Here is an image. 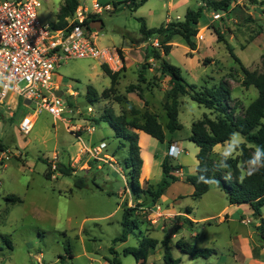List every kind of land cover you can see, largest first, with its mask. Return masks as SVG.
Listing matches in <instances>:
<instances>
[{
    "label": "rangeland",
    "instance_id": "1",
    "mask_svg": "<svg viewBox=\"0 0 264 264\" xmlns=\"http://www.w3.org/2000/svg\"><path fill=\"white\" fill-rule=\"evenodd\" d=\"M78 1L91 10L93 0ZM96 1L105 5L123 0ZM62 4L63 0H44L37 11L39 20L44 24L55 23ZM198 8L202 13L198 24L193 26L197 31L191 38L193 48L180 36H173L166 43L170 52L165 61L177 67L196 92L210 90L213 95L223 96L222 103L234 116H241L257 97L253 86H244L247 79L226 46L249 72L263 74L264 0H232L226 12H217L218 19L213 18L206 0H148L134 12L126 4L110 12L103 11L90 27L91 33H98L95 40L98 47L115 48L123 58V62L119 58L120 66L107 65L112 72L119 73L114 93L102 96L109 89L110 80L101 65L90 59H76L61 63L55 70L65 108L60 119L43 112L30 133L22 135L15 116L18 111L20 117L31 113V108L21 100L9 98L0 104V264H111L114 258L120 264H137L123 250L138 247L144 236L159 243L167 241L171 257L179 259V264H252L250 259L264 264V245L255 230L259 221L252 216L249 206L229 205L226 195L214 185L202 197L193 198L192 187L184 183L186 176L194 174L197 164L198 148L188 141L192 124L205 116L216 119V111L192 101L189 94L179 97L181 129L171 135L166 133L183 150L170 163L179 164L186 176L179 177L182 182L171 184L161 201L155 203L145 191L162 178L158 161L167 154V142L159 143L139 133L145 169L140 171L139 183L133 184L124 166L125 149L117 148L113 131L106 123L97 124L104 111L123 113L128 119L133 118L132 111L139 113V119L141 113L149 111L165 126L163 105L169 101L170 80L160 74L155 59L146 57L151 49L164 57L162 45L155 36L150 39L141 36L137 19H144L147 28L166 27L183 22L187 10ZM87 87H93L99 95L94 104L87 100ZM242 141L240 134H234L228 145L216 146L210 157L216 163L238 159L242 145L252 150ZM102 142L105 148L96 153L93 149ZM58 164L70 167L72 174H59ZM244 167L249 170V166ZM76 180H81L84 186L77 188ZM7 195H15L22 202L8 203L4 200ZM124 208H138L140 223L126 242L113 243L121 234ZM186 208L190 209L189 216L199 223L183 221ZM225 216L228 220L220 221ZM177 241L215 253L192 259L175 247ZM163 252L158 244L144 264H165Z\"/></svg>",
    "mask_w": 264,
    "mask_h": 264
},
{
    "label": "trees",
    "instance_id": "2",
    "mask_svg": "<svg viewBox=\"0 0 264 264\" xmlns=\"http://www.w3.org/2000/svg\"><path fill=\"white\" fill-rule=\"evenodd\" d=\"M148 0H123L111 2L114 8H118L121 4H126V7L131 11H136L143 6ZM232 0H221L218 2L206 0L207 6L211 7L215 12H226ZM78 0H63V4L59 8L56 15V22L51 25L53 30H62L67 26L66 19L71 17L79 5ZM107 4V3H106ZM202 9L196 11L187 10L183 22L172 23L166 27L147 28L144 19L139 18V32L141 36L150 39L155 36L160 39L162 45V54L153 49L146 57L155 59L159 66L161 75L168 77L171 84L169 101L163 105V110L166 116V123L163 126L158 117L149 111H144L140 114V119L137 117V111H132V119H128L125 114H115L113 111H104L97 124L106 123L113 131L112 138L117 142V148L125 149L126 157L124 166L129 171V176L133 184L139 183L140 171L142 168V159L140 156V147L138 145V132H143L159 143L165 141V130L169 133H174L181 129L178 121V99L180 96L190 95L192 101L204 106L210 111L217 112L216 119L203 117L202 120L194 122L191 127V135L188 141L193 143L198 148V153L195 158L197 166L195 173L188 175L184 179V183L193 188L192 197L200 198L206 194L210 187L214 185L220 189L227 198L228 204L233 206L248 205L252 211V216L259 221L255 230L259 241L264 245V219L262 218V208L264 207V167H260L251 175L244 166H250L249 160L257 149L264 153V72L262 75H256L244 68L239 59L233 54L232 49L226 46L230 57L240 65L241 71L247 81L244 86H253L257 91V97L247 106L241 116H234V112H228L226 103L222 101L224 97L221 95H213L212 91L205 90L204 92H196L195 87L188 85L182 78L180 70L165 61V57L170 52V47L166 45L173 36H180L189 48H193L191 38L196 35V30L193 26L198 24L201 18ZM96 15L90 16L85 25L95 22ZM215 34L219 41L222 37L218 31ZM121 61L122 56L119 54ZM104 74L110 80V86L107 91L102 92V96H107L108 93H114L118 85V72H112L106 65H101ZM142 73H139L141 78ZM132 87L129 88V90ZM132 90V89H131ZM227 95L229 92L225 90ZM86 97L90 104L98 101L99 95L93 87H87ZM15 115V114H14ZM234 134H240L245 144L249 145L252 150L247 149L244 145L241 148V155L238 159H224L220 163H216L211 157L213 149L218 145L228 143ZM259 164H264V156L261 157ZM162 178L155 184L148 186L145 191L151 197V201L155 203L160 199L170 187L171 184L179 181V178L174 175V172L180 170L181 167L173 166L170 159L166 157L161 165ZM50 165L46 173V178H50ZM57 171L63 176H70L72 169L63 164H58ZM245 171L243 174L242 172ZM244 177L241 179V177ZM75 186L82 188L84 183L81 180H76ZM137 192L138 190H133ZM4 200L8 203H21L22 200L15 195H7ZM139 206L138 208H140ZM138 208H124L121 218V234L114 239L113 243H124L128 237L133 234L134 229L138 228L139 221L137 211ZM189 213V210L186 209ZM161 244L163 248V261L165 264H179V259L171 257L170 248L167 241L160 243L155 239L144 236L138 247H129L123 250L124 255L134 257L137 264H144L149 256V252ZM8 246H10L8 244ZM175 247L183 254L190 256L192 259L209 257L213 250H199L188 246L185 242L177 241ZM111 254H114L113 249H110ZM111 264H120L115 258Z\"/></svg>",
    "mask_w": 264,
    "mask_h": 264
},
{
    "label": "built area",
    "instance_id": "3",
    "mask_svg": "<svg viewBox=\"0 0 264 264\" xmlns=\"http://www.w3.org/2000/svg\"><path fill=\"white\" fill-rule=\"evenodd\" d=\"M43 1L0 0V104L9 98L21 100L31 108V113L18 119L17 129L22 135L30 133L43 112L55 119L64 113L60 97L56 96L61 91L55 81V70L61 63L90 59L99 65H121L116 49L98 47V33H91V23L85 25L90 16L113 10L112 3L101 5L93 0L91 10L79 3L74 14L66 19L67 26L53 30L38 18ZM212 15L214 19L220 17L215 11ZM104 148L101 143L93 150L99 153ZM182 152L176 145H169L166 157L175 159ZM174 175L179 178L182 173L177 170Z\"/></svg>",
    "mask_w": 264,
    "mask_h": 264
},
{
    "label": "crops",
    "instance_id": "4",
    "mask_svg": "<svg viewBox=\"0 0 264 264\" xmlns=\"http://www.w3.org/2000/svg\"><path fill=\"white\" fill-rule=\"evenodd\" d=\"M125 60H126V59H125ZM57 83H58V80L56 81V84H57ZM166 132L169 133L168 131L165 130V141H164V143L167 142L168 146H169V145H176L177 147H179L178 144H177V141H174V140H172L171 138L168 139V135H167ZM136 133H137V135H138V139H139V136H140L139 133H143V132H138V131H137ZM144 134H145V133H143V135H144ZM169 134L171 135V133H169ZM143 135H142V136H143ZM145 137L148 138V139L151 138L150 136H148V135H146V134H145ZM152 139H153V138H152ZM154 140H155V139H154ZM229 142H230V141H229ZM229 142H228V143H229ZM243 142H244V139H243V141L240 142V143L242 144ZM102 143H103V142H102ZM116 143H117V142H116ZM228 143H225V144H223V145H228ZM240 143H238V144H240ZM197 153H198V151L196 152V154H197ZM196 154H195V156H196ZM104 156H106V155L104 154ZM140 156H141V159H142V162H143L141 170H142V169L144 170V169H145V168H144V166H145V161H144V157H143V154H142V150H141V148H140ZM106 157H107V156H106ZM165 158H166V154L164 155V159H165ZM164 159H163V160H164ZM163 160H162V161H163ZM162 161H158V162H159V165H161ZM177 166H179V164H178ZM196 166H197V164H195V169H196ZM179 167H180V166H179ZM195 169H194V172H193V173H195ZM179 171L182 173V176H186V175H184V173H183V169H180ZM140 179H142L141 176H140ZM140 181H141V180H140ZM178 182H182V181L179 180ZM157 183H158V182H157ZM157 183H155V184H157ZM147 184H151V183L148 182ZM155 184H152V185H155ZM192 189H193V188H192ZM191 193H192V192H191ZM161 198H162V197H161ZM160 201H161V199H160ZM186 209L189 210V213L186 211ZM186 209H185V212H186L187 214H186V218L183 219V221H184V222H188V223H190V224H197V223H199V222L196 221V219H193V218H191V216H189L190 213H191V212H190V209H189V208H186ZM187 218H188V219H187ZM227 220H228V217H227V216H225L224 219H222V218L220 219V221H227ZM250 261H251L252 264H258V260H257V259H250Z\"/></svg>",
    "mask_w": 264,
    "mask_h": 264
},
{
    "label": "clouds",
    "instance_id": "5",
    "mask_svg": "<svg viewBox=\"0 0 264 264\" xmlns=\"http://www.w3.org/2000/svg\"><path fill=\"white\" fill-rule=\"evenodd\" d=\"M237 142V138L234 137V143ZM264 156V153H261L259 149L253 154V157L249 160V171L248 175H251L254 171L258 170L260 167H264V164H259L261 157ZM244 177L242 176L241 179Z\"/></svg>",
    "mask_w": 264,
    "mask_h": 264
},
{
    "label": "water",
    "instance_id": "6",
    "mask_svg": "<svg viewBox=\"0 0 264 264\" xmlns=\"http://www.w3.org/2000/svg\"><path fill=\"white\" fill-rule=\"evenodd\" d=\"M61 94H62L61 92H58V93H56V96L57 97H61ZM20 115H21V111H18L17 114H16V116H15V120L16 121H18Z\"/></svg>",
    "mask_w": 264,
    "mask_h": 264
}]
</instances>
